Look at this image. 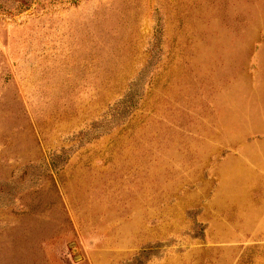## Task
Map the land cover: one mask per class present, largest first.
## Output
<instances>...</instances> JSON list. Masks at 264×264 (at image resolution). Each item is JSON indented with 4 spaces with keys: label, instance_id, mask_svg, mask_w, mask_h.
Returning <instances> with one entry per match:
<instances>
[{
    "label": "rangeland",
    "instance_id": "1",
    "mask_svg": "<svg viewBox=\"0 0 264 264\" xmlns=\"http://www.w3.org/2000/svg\"><path fill=\"white\" fill-rule=\"evenodd\" d=\"M0 264H264V0H0Z\"/></svg>",
    "mask_w": 264,
    "mask_h": 264
}]
</instances>
